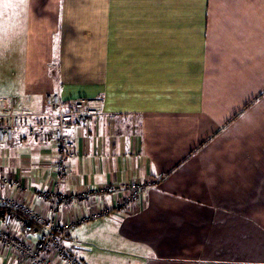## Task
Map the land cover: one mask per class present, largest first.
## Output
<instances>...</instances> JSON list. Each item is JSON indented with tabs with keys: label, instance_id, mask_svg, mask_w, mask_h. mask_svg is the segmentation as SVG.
I'll use <instances>...</instances> for the list:
<instances>
[{
	"label": "crops",
	"instance_id": "1",
	"mask_svg": "<svg viewBox=\"0 0 264 264\" xmlns=\"http://www.w3.org/2000/svg\"><path fill=\"white\" fill-rule=\"evenodd\" d=\"M0 49V110L13 98L42 113L47 96L100 109L66 131L59 225L109 209L145 262L264 264V0H0ZM22 122L0 144V197L48 218L36 194L56 180L57 147ZM134 182L150 184L125 204ZM0 264L21 262L0 244Z\"/></svg>",
	"mask_w": 264,
	"mask_h": 264
},
{
	"label": "built area",
	"instance_id": "2",
	"mask_svg": "<svg viewBox=\"0 0 264 264\" xmlns=\"http://www.w3.org/2000/svg\"><path fill=\"white\" fill-rule=\"evenodd\" d=\"M47 110L39 114H12L9 123L2 122L0 125V142L11 143L15 138V131L22 126V119L36 117L32 122L27 120V135H34L37 131L51 132L53 143L57 147V158L55 168L57 172L56 180L49 189L36 194L40 201L51 203V216L27 218L29 208L27 204L13 201L9 198L3 202L0 197V244L5 249L13 250L21 264H86L83 260L73 256L70 251H66L59 233H68L74 225L68 222L58 224V195L59 187L63 182V176L68 168L69 141L66 136V129L70 126H78L88 116H95L100 113L96 100L89 97H76L62 99L59 96L46 97ZM5 115L0 118H6ZM150 184V183H149ZM147 183L134 182L128 185V196L125 204H130L141 196L143 190L149 185ZM15 188L24 190L25 185L21 180L14 182ZM107 187L101 188L106 192ZM86 192H77L68 197L64 202L70 203L74 200H81L88 197ZM106 212H95L89 219L102 217ZM13 223L20 225L22 233L19 235L13 229ZM37 233L36 240H32L29 235Z\"/></svg>",
	"mask_w": 264,
	"mask_h": 264
},
{
	"label": "rangeland",
	"instance_id": "3",
	"mask_svg": "<svg viewBox=\"0 0 264 264\" xmlns=\"http://www.w3.org/2000/svg\"><path fill=\"white\" fill-rule=\"evenodd\" d=\"M102 1V0H101ZM89 9H93V7L89 6L87 7ZM99 10L98 13L101 14H93L95 15V19H99L102 17V5H98L97 7ZM102 20V18H101ZM102 24V22H97L96 25ZM98 31V34L101 32L102 29H96ZM98 38V37H97ZM96 38V39H97ZM91 38L92 41L96 40ZM100 38H98L99 40ZM11 41V39H10ZM3 44L5 42L3 41ZM9 47V46H7ZM102 49V46L101 48ZM1 50V49H0ZM4 50L0 51V54L3 53ZM9 53L6 52L3 55H6V58L9 57L7 55ZM14 57L11 58L13 60ZM98 59H102V54L98 57ZM10 61V60H9ZM76 98V97H75ZM11 98L10 100L5 103L2 108V113L6 115H12L15 114L17 111L12 110L13 104ZM29 112V114H38ZM9 116V117H10ZM9 117L6 118H0V125L2 122L9 123ZM36 117H29L27 120L29 122H32ZM47 132V131H45ZM51 133V132H48ZM0 144H2L0 142ZM42 215H39L37 217H41ZM111 228V230H109ZM120 224L117 221H108L106 216L95 219V220H85V222L81 223L78 228L71 232L72 238L75 239L74 241L69 240L67 241V245L70 249H73L76 256L85 261L86 264H152L149 261L145 262L144 259L140 258L141 255H146L149 252V250L140 247V245H137L135 243H130L126 241L125 239L120 237ZM78 236V237H76ZM81 238L79 241L77 238ZM66 251H69L67 248H65Z\"/></svg>",
	"mask_w": 264,
	"mask_h": 264
},
{
	"label": "trees",
	"instance_id": "4",
	"mask_svg": "<svg viewBox=\"0 0 264 264\" xmlns=\"http://www.w3.org/2000/svg\"><path fill=\"white\" fill-rule=\"evenodd\" d=\"M96 116V115H95ZM89 117H94V116H88L86 119H88ZM85 119V120H86ZM84 120V121H85ZM83 121V122H84ZM83 122H81L80 124H82ZM80 125H78V126H70V127H79ZM69 128V127H68ZM67 128V129H68ZM67 129H66V131H67ZM66 136H67V134H66ZM67 138H68V136H67ZM68 141H69V152H72V150H71V141H70V139L68 138ZM208 141H209V138H207V139H205L204 141H202L193 151H191V153L187 156V157H185L184 159H183V161H185L187 158H189L191 155H193L195 152H197L200 148H202L203 146H205L207 143H208ZM70 155H71V153H70ZM71 157V156H70ZM70 157L68 158V161H69V159H70ZM67 170H68V168H67ZM67 172V171H66ZM66 174V173H65ZM82 200V199H81ZM75 201V200H74ZM59 203V202H58ZM59 209V208H58ZM27 218H29L30 220L32 219V217L31 216H29L28 214H27ZM73 228H74V226H73ZM73 228L68 232V233H59V235H60V237H61V240H63V238H67L68 237V235H69V233L73 230ZM63 235H65L64 237H62ZM63 243V242H62Z\"/></svg>",
	"mask_w": 264,
	"mask_h": 264
}]
</instances>
